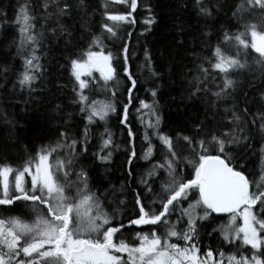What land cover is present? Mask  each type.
Listing matches in <instances>:
<instances>
[{
    "label": "snow or ice",
    "instance_id": "6c2138e0",
    "mask_svg": "<svg viewBox=\"0 0 264 264\" xmlns=\"http://www.w3.org/2000/svg\"><path fill=\"white\" fill-rule=\"evenodd\" d=\"M114 2L128 5V9L122 13H114L104 5V21L99 25V36L92 33L91 26L84 19L89 16L87 0H41L38 5L41 9L39 16L35 14L29 0L18 4L15 21L20 25L21 41L17 51L23 57L22 70L18 74L19 86L22 89L27 88L31 93L36 81L43 76V66L36 52L45 35L43 29L52 23L54 27L47 31L53 36H66V45L72 46L67 57L69 75L73 78L72 104L78 105L79 111L86 114L87 125L97 120L105 121L116 111V105L114 102L91 100L85 95L90 81L82 77H91L93 70L98 71L104 82L101 91L107 93L108 82L114 81L117 75L115 65H119L130 84L126 89L127 103L123 105L120 121L127 127L128 109L133 103L137 80L130 71V43L124 40L120 33L136 24L134 13L138 0ZM188 7V4L184 3L181 10L187 11ZM192 9L197 20L192 27L197 29L196 32H191V28L186 29L183 22L174 25L177 44L183 47L186 34H191L192 39L188 41L191 45L190 59L201 62L195 64V69L200 75L186 81L189 86L181 100L195 103L209 94L213 99L205 113V119L192 126L191 134L177 132L175 137L161 131L163 116L157 97L164 84H154L149 90L152 98L150 103L143 99L138 100L139 107L136 111L141 114L139 120L144 128L143 140L147 144L144 159L152 156L153 138L165 149L162 162L153 164L147 173L149 177L155 176L157 171L166 173L161 191L153 193L149 181L142 179L141 184L146 193L152 194L154 198L145 204L140 193H136L138 213L136 218L128 222V227L149 226L150 233L141 235L138 232L136 239L139 243L135 246L123 240L118 244L114 242L115 234L121 231L124 225L121 224L119 228L108 226V213L103 210L98 190L91 191L88 170L83 167L79 171L75 170L79 165L81 153H87L88 127L86 125L81 142L71 137L66 130H60L61 126L57 124L58 139L54 145L42 146L23 170L15 175L14 190L10 189L8 180L12 172L11 167H0V180L3 183L0 209L20 214L6 220L0 219V264H264V219L257 218L264 217V176L259 182L250 181L242 170L244 165L233 164L236 157L228 152L232 148L250 146L252 135L247 128L241 126L243 124L250 123L251 127L256 128L259 137L264 139V112L250 122L242 120L235 102L238 95H243L245 102L248 98L247 92L244 91L245 84L236 77L247 73L253 78L248 82L249 85H253L257 77L261 85H264V15L258 21L251 19L253 11L258 10L264 14V0H244L242 4H234L231 0H192ZM147 11L149 15L143 23L146 30H150L156 21L151 7H148ZM77 14L80 16L81 42L85 36L91 37L87 47L80 51L75 50L80 42L73 44L74 25L63 23L65 20H75ZM225 17H228L229 25L241 27L243 31L230 32L223 24L217 27V22ZM37 19L43 21L40 25L41 31L35 28ZM0 20L7 23V16L0 15ZM249 34L250 43L246 39ZM127 35L131 36V33L128 32ZM104 40L112 43L118 51L113 53L102 47ZM116 41H120L119 45ZM25 45L31 49L30 52ZM94 48L100 50H93ZM249 48L258 54L252 63L248 62ZM204 52L209 55H201ZM204 64H208L221 77L220 84L214 83L215 76L211 77L218 89L215 92H211L208 87L209 69L205 68ZM145 65L154 80H165L163 73L153 70L152 57L147 49ZM63 87L64 85H57L58 89ZM115 95V91H112L111 96L114 98ZM229 99L233 100L232 107L217 108V102H227ZM261 100L264 101V92L261 94ZM261 107L264 108V103ZM239 111L244 115L248 114L247 108ZM221 112L225 117H231L225 125L227 131L220 130L222 121L216 119ZM145 115L149 117L148 120L144 119ZM66 117L70 118L71 113H66L63 105L51 106L50 123L65 121L66 124ZM213 124L216 125L215 128L210 127ZM128 136L130 139L134 138L131 127H128ZM81 143L84 147L81 153H77L76 149ZM181 145H186V149ZM113 146L112 134L105 129L99 151L94 153L95 158L101 163L109 162ZM210 149L218 154H208ZM185 150L193 156H198L195 176L187 181L181 178L178 168V162L184 158L182 153ZM53 154H56V162L50 164ZM60 154H63V159H60ZM135 157L133 147L128 156L129 165ZM33 161L34 171L31 167ZM26 174L30 176V188L25 187ZM70 176H75L76 179L70 180ZM253 186L254 191L250 190ZM73 189L75 194L67 195V192ZM194 189L198 190V198L188 203L187 208H180L177 221L171 222L170 217L182 203L190 200L189 192ZM254 207H259L260 212L254 214ZM213 213L231 214V220L227 224L213 231H219L229 246L237 240L250 246V256L244 255L239 248L227 256L222 250H217L214 254L209 248L204 257H200L201 248L196 240L197 225L208 221ZM33 215L35 219L31 223L22 219ZM237 216L243 220L242 226L238 228L235 227ZM178 224L185 226L177 230ZM161 225L165 227V231L158 234L156 229ZM93 235L95 238H91ZM81 236L89 238H80ZM173 239L176 242H172ZM123 254H126V258Z\"/></svg>",
    "mask_w": 264,
    "mask_h": 264
},
{
    "label": "trees",
    "instance_id": "16d2710c",
    "mask_svg": "<svg viewBox=\"0 0 264 264\" xmlns=\"http://www.w3.org/2000/svg\"><path fill=\"white\" fill-rule=\"evenodd\" d=\"M25 0H0V15L7 16V23L0 20V166H9L12 169H21L27 162L35 157L36 152L44 145L55 143L58 139L57 124L60 130H66L69 135L79 141H83V133L87 125L86 114L79 111V106L72 104L74 93L72 92L73 78L69 75L67 67V57L72 50V46L66 45V36H53L47 29L54 27V24L49 23L46 27L45 35L42 43L39 45L36 55L40 56V64L43 66V76L39 78L34 90L29 92L27 88L22 89L18 84V74L22 70L23 57L17 51V46L20 44V25L15 21V14L18 4L24 3ZM30 4L35 9V14L38 15L40 8L39 0H29ZM234 4H242L244 0H231ZM89 4V16L84 17L91 26V31L94 35H100L99 25L104 21V5L108 9L117 10L114 5L109 4L106 0H87ZM187 3L188 10H181V5ZM113 7H112V6ZM151 7L152 15L155 17V23L150 30H146L143 21L149 15L147 8ZM257 12V11H256ZM259 13V12H257ZM261 16L264 14H260ZM136 24L131 31L124 29L120 35L124 40L130 43L129 60L130 71L133 77L137 80L136 90L133 92V103L129 106L127 122L128 126L120 123L123 116V95L127 92L129 82L124 76L123 69L119 65L117 67V75L114 81L110 84H116V95L114 103L116 111L111 113L105 121H95L88 127V143L87 153H81L84 147L81 143L76 151L81 153L80 162L76 171L81 167L88 170L89 185L92 192H99L103 210L108 213L110 224L108 226L119 228L121 224L124 227L114 236V242L119 243L123 240L131 246L139 243L136 235L139 232L141 235L150 233L149 226L142 228L128 227L130 219L136 218L138 206L135 203V194L140 193L141 200L147 204L153 200L152 194H147L143 185L142 179H147L152 187L153 193L161 191V185L166 179V173L157 171L155 176L149 177L147 173L151 170L152 165L162 162L164 147L161 143L153 138V153L147 160L144 159V152L147 149V144L143 140L144 128L140 124L139 117L135 116V109L139 107L138 100L143 99L146 102H151L149 90L154 84H164L160 90V95L157 97L159 107L163 116L161 131L163 133L175 137L177 132H182L184 135L191 134V128L194 124L205 119V113L210 107L211 95L201 97L197 102L192 103L188 100H181L182 95H186L185 89L188 88L186 81H190L194 76L200 75L195 69V64L201 63L199 60L193 61L190 59L191 52L188 43L192 39L191 34H186L185 44L180 47L177 44L176 29L174 25L178 22H183L186 29L191 28V32H196L194 26L197 23L195 13L192 9V0H138V7L134 13ZM231 16V13L228 14ZM179 18V19H178ZM228 17L217 22V27L223 24L230 32H241L243 28L227 23ZM248 19V17H246ZM80 16L77 14L75 20H65L63 23L74 25V40L76 51H80L87 47L91 37L85 36L81 42L82 33L80 30ZM40 20L35 22V28L38 31L40 28ZM130 32L131 36L127 33ZM250 39V37H246ZM249 42V40H248ZM120 41H116L119 45ZM216 43L213 37V44ZM102 47L111 50L113 53L118 51L112 43L107 40L103 41ZM25 48L30 52L31 49L25 45ZM145 49L148 50L152 57V67L157 73H163L165 80H154L151 76L148 67L145 65ZM199 51V50H198ZM248 62L252 63L258 57V54L252 49H248ZM201 55H209L204 52ZM215 61H213L214 63ZM205 68L209 69L208 87L211 92L218 89L214 86L211 79L215 76V84L221 83V77L218 73L210 68L208 64H204ZM190 73V74H189ZM244 84V91L247 92V101L245 102L243 95L235 97L237 104L238 115L242 120L251 121L254 117H258L264 108L261 107L264 101L261 100V94L264 92V85H261L259 77L255 79L253 85H249L252 76L245 73L239 77ZM57 85H64L62 89H58ZM118 89V90H117ZM91 93L96 94L94 91ZM100 92H97L99 94ZM53 104H61L64 106L66 113H71V117H66L65 121L50 123L49 112ZM233 100L227 102H217V108L223 109L232 107ZM248 109V114L244 115L240 109ZM145 119V118H144ZM217 121H222L220 130L227 131L225 126L231 117H225L223 113L217 115ZM259 123V121H258ZM247 128L252 139L249 142L250 146L232 148L228 150L229 154L236 157L233 164H243L242 169L250 181H260L264 176L262 168H264V139H261L256 131V128L251 127L250 123L241 125ZM128 127H131L134 138H129ZM215 128L216 125H210ZM107 129L114 141V146L111 149V159L107 163H101L95 158L94 153L99 151L101 137ZM186 149V145H181ZM136 152V157L131 165L128 164V156L132 148ZM210 155H217L216 151L209 150ZM184 157L178 162L179 175L184 181L193 179L195 176V165L198 162V156H193L189 151L185 150L182 153ZM223 158V157H222ZM129 170L131 175H129ZM240 170V169H238ZM75 176H71V180ZM250 190L254 191L253 186ZM264 190V189H262ZM75 192L69 191L67 195ZM198 190L189 192L190 200L182 203L176 213L170 217L171 222L177 221L180 208H187L188 203L193 202L198 198ZM145 196L147 198L145 199ZM254 213L260 212L259 207L253 208ZM0 209V213H4ZM15 212V211H14ZM16 216L20 215L16 212ZM202 214V213H201ZM4 215H1L3 218ZM15 217V216H8ZM231 216L217 217L214 214L208 221L200 222L197 233V243L201 248L200 256L210 248L214 254L217 250H222L225 256L233 254L239 248L244 255L250 256V246L242 245V242L234 241L231 246L223 240V236L218 229L219 226L227 224ZM258 219H264L258 216ZM185 225L178 224L177 230H181ZM159 233L165 231V227L161 225L156 229ZM86 239L88 236H84ZM95 238V235L93 237ZM173 242H176L173 239ZM126 258V254H123ZM218 258V257H217Z\"/></svg>",
    "mask_w": 264,
    "mask_h": 264
},
{
    "label": "rangeland",
    "instance_id": "374dc122",
    "mask_svg": "<svg viewBox=\"0 0 264 264\" xmlns=\"http://www.w3.org/2000/svg\"><path fill=\"white\" fill-rule=\"evenodd\" d=\"M109 4H112L114 5L116 8H118L117 10H111L112 12L114 13H122L124 11H126L128 9V5H125V4H117L114 2V0H106ZM39 2L41 3V0H39ZM111 5V6H112ZM113 7V6H112ZM39 7H37L38 9ZM41 12V9L39 11V14ZM257 12H259L257 10ZM256 11H253L252 13V17L251 19H253L254 21H258L261 17V13H257ZM39 14L37 16H39ZM40 23H43V21H40ZM49 26V25H48ZM47 26V27H48ZM135 26V25H134ZM134 26L130 27V28H125L127 29L128 31H131ZM46 27V28H47ZM46 28L43 29V31L45 32L46 31ZM42 29L41 28H38V31H41ZM124 30V29H123ZM259 30V29H258ZM250 37L249 40V43L251 42V36L250 34L248 35ZM247 36V37H248ZM93 50H100V48H94ZM83 79L85 80H88L90 81V87L88 89L85 90V95H88L90 97L91 100H97V101H100V102H114V99L115 97L113 98L111 96V92L112 91H115V93L117 92L114 88L115 86H117L116 84H110V82H108L107 84V87H108V92L105 93L103 91H101V89L103 88V85H104V82L102 80V78L100 77V73L96 70H93L92 72V76L91 77H88V76H84L82 77ZM112 82V81H111ZM130 87V85H129ZM118 90V89H117ZM90 91H94L96 94L94 93H91ZM97 92H100L99 94H97ZM127 97H128V92H126L124 95H123V99L124 101H122V105H124L125 103H127ZM150 103V102H149ZM135 116L136 117H139L141 114L140 113H137L136 109H135ZM145 120H148L149 117L148 116H144ZM60 159H63V154H60ZM56 162V154H53L52 157H50V161L49 163L50 164H55ZM34 163L35 161H33V164L31 165L32 167V170L34 171ZM0 167H3V166H0ZM12 169V168H11ZM23 168L21 169H12V172L9 174V177H8V180H9V187L10 189L14 190V184H15V175L19 172V171H22ZM71 177V176H70ZM69 177V179L71 180V178ZM75 179V177L73 178ZM24 181H25V187H28L30 188V176L29 175H25L24 177ZM61 182H63L61 180ZM75 190V189H74ZM73 191V190H72ZM75 192L73 193H70V196L74 195ZM199 195V194H198ZM3 197V183H2V180H0V198ZM253 213H254V210L252 209ZM17 214L16 212H4V213H0V219H9L8 216H15ZM255 214V213H254ZM1 215H4L3 218H1ZM11 218V217H10ZM22 219L27 222V223H31L34 219H35V216H31V217H22ZM231 220V217L229 218L228 222ZM243 224V220H242V217L240 216H237L236 220H235V227L238 228L240 226H242ZM234 234V233H233ZM242 235V234H241ZM80 238H84L86 239L84 236H81ZM173 242V241H172ZM243 245V244H242ZM201 258H203L204 256H200Z\"/></svg>",
    "mask_w": 264,
    "mask_h": 264
},
{
    "label": "water",
    "instance_id": "95a60500",
    "mask_svg": "<svg viewBox=\"0 0 264 264\" xmlns=\"http://www.w3.org/2000/svg\"><path fill=\"white\" fill-rule=\"evenodd\" d=\"M215 216H217V217H223V216H231V214H229V213H219V214H217V213H213Z\"/></svg>",
    "mask_w": 264,
    "mask_h": 264
}]
</instances>
